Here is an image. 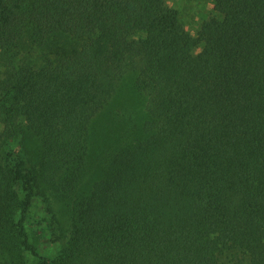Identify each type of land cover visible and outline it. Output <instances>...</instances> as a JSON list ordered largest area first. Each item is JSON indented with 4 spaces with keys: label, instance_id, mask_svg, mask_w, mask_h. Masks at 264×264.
Segmentation results:
<instances>
[{
    "label": "trees",
    "instance_id": "trees-1",
    "mask_svg": "<svg viewBox=\"0 0 264 264\" xmlns=\"http://www.w3.org/2000/svg\"><path fill=\"white\" fill-rule=\"evenodd\" d=\"M209 1L191 33L187 0H0V264H264V0Z\"/></svg>",
    "mask_w": 264,
    "mask_h": 264
},
{
    "label": "rangeland",
    "instance_id": "rangeland-1",
    "mask_svg": "<svg viewBox=\"0 0 264 264\" xmlns=\"http://www.w3.org/2000/svg\"><path fill=\"white\" fill-rule=\"evenodd\" d=\"M179 1L180 0H166V3L168 6H176ZM186 4H188L189 7L185 9L181 17L187 24L186 28L191 33H195L198 28V22L202 19L201 12L206 13L207 10L212 8V4L209 0H187ZM129 82L134 90L130 103L132 104L133 111L135 108L134 112L137 114V116H135L136 125L139 126L148 116L145 110V101L136 91L131 79H129ZM30 140V143L27 144L29 147L35 144L40 148L42 143H44L38 134H34L33 138ZM88 162L89 160L86 158L85 163L87 164ZM91 162L92 159L90 160V163ZM101 176L102 174L100 173L97 178ZM92 180L93 178L91 177V179H86L82 182L77 198L81 199L88 196ZM65 191L66 190H60L59 188H46L42 183H40V186L35 190L32 205L26 217L27 230L31 242L41 254L52 255L58 250L60 244L58 241H55V239L61 235V231L68 226L67 221L70 212L68 211V205L64 202V198L61 195V192L64 193ZM10 234L11 230L9 229L8 237ZM21 255H23V253H21ZM2 256L3 254L0 255V257ZM26 264H29V262H26Z\"/></svg>",
    "mask_w": 264,
    "mask_h": 264
}]
</instances>
